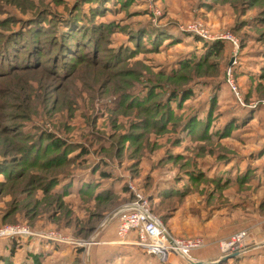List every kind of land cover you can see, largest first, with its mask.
Wrapping results in <instances>:
<instances>
[{"label":"rangeland","instance_id":"obj_1","mask_svg":"<svg viewBox=\"0 0 264 264\" xmlns=\"http://www.w3.org/2000/svg\"><path fill=\"white\" fill-rule=\"evenodd\" d=\"M13 41L0 264H264V0H0ZM131 202L192 259L120 237Z\"/></svg>","mask_w":264,"mask_h":264},{"label":"built area","instance_id":"obj_2","mask_svg":"<svg viewBox=\"0 0 264 264\" xmlns=\"http://www.w3.org/2000/svg\"><path fill=\"white\" fill-rule=\"evenodd\" d=\"M118 215L120 219L119 236L124 238L131 230H135L139 236L140 242H137L139 246L149 253L155 254L164 262L176 255L185 259H192L193 250L200 247L204 242L203 238L182 239L172 236L161 219L152 215L148 209L137 202L125 205L119 210ZM243 237L242 232L237 233L233 237L232 243L237 242L236 247H240ZM226 250L228 249L226 248Z\"/></svg>","mask_w":264,"mask_h":264},{"label":"trees","instance_id":"obj_3","mask_svg":"<svg viewBox=\"0 0 264 264\" xmlns=\"http://www.w3.org/2000/svg\"><path fill=\"white\" fill-rule=\"evenodd\" d=\"M68 26H70L69 24L67 25V27ZM78 28V27H77ZM76 31V30H75ZM67 35V34H66ZM15 38V37H14ZM17 38V37H16ZM11 45V47L10 46H8V48H5L4 50H0L1 52H0V54H3V56H5V55H8V54H10V56H12L13 55V53H12V51H14L15 50V43H14V41L13 42H11L10 43ZM6 46V45H5ZM64 46H67L66 45V41L64 42ZM219 46V45H218ZM58 144H62V143H58ZM86 152L85 151H83V154H85ZM58 160V158H53V162H56ZM60 160V159H59ZM102 175L103 176H109V173L108 172H106V171H102ZM11 255H13V253L11 254ZM1 259H4L6 262H7V260H9V257H7V258H4V257H1Z\"/></svg>","mask_w":264,"mask_h":264},{"label":"bare ground","instance_id":"obj_4","mask_svg":"<svg viewBox=\"0 0 264 264\" xmlns=\"http://www.w3.org/2000/svg\"><path fill=\"white\" fill-rule=\"evenodd\" d=\"M236 245H238V243L237 242H234V243H232L231 245L230 244H225L224 245V248H230L231 246H236ZM240 245V244H239ZM226 246V247H225Z\"/></svg>","mask_w":264,"mask_h":264}]
</instances>
